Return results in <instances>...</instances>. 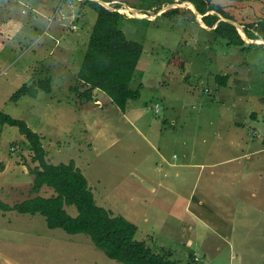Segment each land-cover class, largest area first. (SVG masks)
I'll return each instance as SVG.
<instances>
[{
  "label": "rangeland",
  "instance_id": "rangeland-1",
  "mask_svg": "<svg viewBox=\"0 0 264 264\" xmlns=\"http://www.w3.org/2000/svg\"><path fill=\"white\" fill-rule=\"evenodd\" d=\"M89 3L118 9L125 36L143 46L130 84L143 87L124 112L100 90L89 102L71 90L84 89L77 73L97 16ZM263 22L264 0H0V44L10 48L0 55V112L42 137L47 163L74 160L96 203L136 224L152 251L179 263L264 264ZM224 23L242 45L216 34ZM45 78L51 93L10 100ZM32 158L26 138L0 122L4 203L54 193L31 190ZM0 264L122 263L40 214L0 210Z\"/></svg>",
  "mask_w": 264,
  "mask_h": 264
},
{
  "label": "trees",
  "instance_id": "trees-1",
  "mask_svg": "<svg viewBox=\"0 0 264 264\" xmlns=\"http://www.w3.org/2000/svg\"><path fill=\"white\" fill-rule=\"evenodd\" d=\"M97 13L96 20L90 33L87 47L77 73V80L84 87L73 86L71 90L81 101L89 102L93 90L105 93L112 104L121 112L126 109L129 100L140 97L141 84L137 88L131 87L136 73L138 61L142 55L141 43L128 39L119 26L122 15L118 9H110L102 5L89 3ZM171 10V15L176 13ZM202 11V9H198ZM264 23V22H263ZM220 38L227 39L231 45L244 43L235 26L224 23L215 29ZM255 31L244 26L243 33L248 38L257 36ZM264 37V32L257 31ZM173 55L170 63L183 66L182 59ZM227 75H216V82L225 86ZM50 78L40 80L36 85L23 84L10 96V100L17 102L22 96L35 98L37 91L51 93ZM264 94V90H263ZM0 122L18 129L28 141L33 152V161L38 165L30 170L33 174L31 190L39 192L42 186L52 188L54 193L48 197L36 195L10 206L0 200V210H15L22 214H40L45 218L47 228L61 229L68 234L87 235L96 248L104 255L122 264H193L179 263L164 253H156L143 240H137L135 235L137 225L122 215H113L110 210L99 206L93 192L88 186L87 179L74 160L67 163H47L42 137L33 131L24 120L13 118L0 112ZM74 206L77 214L71 216L66 207Z\"/></svg>",
  "mask_w": 264,
  "mask_h": 264
},
{
  "label": "crops",
  "instance_id": "crops-1",
  "mask_svg": "<svg viewBox=\"0 0 264 264\" xmlns=\"http://www.w3.org/2000/svg\"><path fill=\"white\" fill-rule=\"evenodd\" d=\"M6 48H8V47H5V49ZM3 49L1 48V44H0V55H2V54H7V53H10L9 51H10V48H9V50H7V52L6 51H2ZM1 51H2V53H1ZM2 58V57H1ZM3 59V58H2ZM127 106V105H126ZM183 165V164H182ZM184 166V165H183ZM190 165H186V167L188 168ZM191 166H193V165H191ZM183 171V173H184V171L185 170H182ZM182 177H183V175H182ZM183 182H180V184H182ZM166 189V188H165ZM93 192V191H92ZM67 209V208H66ZM2 211V210H1ZM11 211V210H10ZM10 211H7V212H10ZM3 212H6V211H3ZM148 218H147V216H145V219L144 220H147ZM138 231V230H137Z\"/></svg>",
  "mask_w": 264,
  "mask_h": 264
},
{
  "label": "water",
  "instance_id": "water-1",
  "mask_svg": "<svg viewBox=\"0 0 264 264\" xmlns=\"http://www.w3.org/2000/svg\"><path fill=\"white\" fill-rule=\"evenodd\" d=\"M107 8H109V7H107ZM111 9V8H110ZM236 26H238L237 24H236Z\"/></svg>",
  "mask_w": 264,
  "mask_h": 264
}]
</instances>
